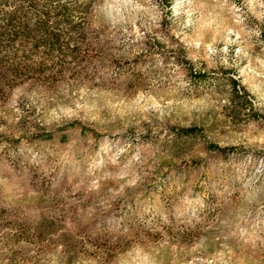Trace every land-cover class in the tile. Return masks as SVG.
<instances>
[{"label":"rangeland","instance_id":"1","mask_svg":"<svg viewBox=\"0 0 264 264\" xmlns=\"http://www.w3.org/2000/svg\"><path fill=\"white\" fill-rule=\"evenodd\" d=\"M37 1L78 52L0 69V264H264V0Z\"/></svg>","mask_w":264,"mask_h":264},{"label":"trees","instance_id":"2","mask_svg":"<svg viewBox=\"0 0 264 264\" xmlns=\"http://www.w3.org/2000/svg\"><path fill=\"white\" fill-rule=\"evenodd\" d=\"M3 4L12 7L4 11L1 9ZM82 6H52L37 0H0V69L13 79L29 74L42 75L44 62L33 60V54L39 49L62 56L68 55L67 52L68 56L76 54L77 42L69 47V41H64L62 35L64 29L71 34L79 31L80 25L72 17ZM31 19L33 23H30Z\"/></svg>","mask_w":264,"mask_h":264}]
</instances>
